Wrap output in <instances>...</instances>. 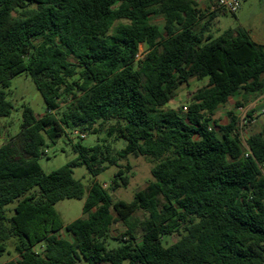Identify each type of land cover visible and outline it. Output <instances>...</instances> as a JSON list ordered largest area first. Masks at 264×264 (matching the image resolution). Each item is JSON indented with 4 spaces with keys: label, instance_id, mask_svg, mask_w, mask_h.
I'll use <instances>...</instances> for the list:
<instances>
[{
    "label": "trees",
    "instance_id": "trees-1",
    "mask_svg": "<svg viewBox=\"0 0 264 264\" xmlns=\"http://www.w3.org/2000/svg\"><path fill=\"white\" fill-rule=\"evenodd\" d=\"M213 16L196 0H0V120L22 72L46 109L24 106L19 134L0 145V255L10 240L17 254L5 264H264V125L246 147L237 115L213 119L232 97L264 94V45L242 28L212 38ZM192 79L208 82L187 111L168 108ZM78 129L127 144L116 155L75 144L77 157L46 174L48 143ZM130 155L153 163V180L130 203L93 180L84 217L64 226L55 204L85 195L73 169L96 177Z\"/></svg>",
    "mask_w": 264,
    "mask_h": 264
},
{
    "label": "rangeland",
    "instance_id": "rangeland-1",
    "mask_svg": "<svg viewBox=\"0 0 264 264\" xmlns=\"http://www.w3.org/2000/svg\"><path fill=\"white\" fill-rule=\"evenodd\" d=\"M196 2L205 19L210 12L214 11L209 31L212 38L220 36L228 29L242 28L249 33L254 41L264 45V0H241V7L235 13L222 9H212L207 0H196ZM152 20L161 29L163 28L162 17H153ZM144 51L145 48L142 46L140 54L142 55ZM207 82V79L202 81L192 79L188 85H183L179 88L177 96L167 107L182 112L183 107L189 104L192 95L205 87ZM6 98L12 104L13 108L10 116L0 120V145L9 142L19 134L24 106L30 107L36 116H42L46 112L43 98L27 72H22L11 80L10 88L6 90ZM230 112H233L239 118V133L245 145L248 136L261 130L264 125V94L255 99L250 97L246 102L241 99L240 95L232 97L226 105L217 111L213 119L219 125H225L229 122ZM249 120L255 121L248 123ZM78 131L85 134L84 139H80L78 135L68 131V134L59 138L55 143H48L45 152L38 159L42 170L46 174L61 168L77 157L74 151L75 144H80L88 148L97 143L108 144L112 148L113 155H116L127 144L123 139L117 141L115 137H108L105 131H101L98 134L89 130L78 129ZM127 166L130 167V169L125 170V175L128 177V184L119 187L115 191L111 190L110 185L115 178L116 172L120 168H126ZM152 166L153 163L149 159L130 155L125 159L119 158L117 165L107 166L108 168L96 177L92 176L84 165L75 167L73 169V176L84 185V198L81 200L64 199L56 203L54 208L59 214L64 226L76 219L84 217L83 205L93 180L102 183L109 190L115 201L124 200L130 203L134 200V195L139 190L144 189L153 180L151 175ZM14 205L15 203H12L9 208L12 209ZM136 215L140 218L144 216L141 211H138ZM124 229L125 227L121 222L113 225L111 236L116 237ZM61 236L68 238L65 232H62ZM172 240L169 238L165 239V245H169ZM119 245V240L115 238H109L106 243L108 249L115 248ZM42 247V243L37 244L35 250L40 251ZM6 248L7 251L0 255V264H5L17 258L13 247V240L6 242Z\"/></svg>",
    "mask_w": 264,
    "mask_h": 264
},
{
    "label": "built area",
    "instance_id": "built-area-1",
    "mask_svg": "<svg viewBox=\"0 0 264 264\" xmlns=\"http://www.w3.org/2000/svg\"><path fill=\"white\" fill-rule=\"evenodd\" d=\"M212 9H222L227 12L235 13L237 12L241 7V0H207ZM140 55L137 56L139 58ZM183 111H187V107H183ZM255 120H249L248 123H253ZM74 134L80 136L81 138H85V134L74 131ZM246 142V141H245ZM246 146V143H245ZM247 147V146H246Z\"/></svg>",
    "mask_w": 264,
    "mask_h": 264
},
{
    "label": "crops",
    "instance_id": "crops-1",
    "mask_svg": "<svg viewBox=\"0 0 264 264\" xmlns=\"http://www.w3.org/2000/svg\"><path fill=\"white\" fill-rule=\"evenodd\" d=\"M62 234V233H61Z\"/></svg>",
    "mask_w": 264,
    "mask_h": 264
}]
</instances>
